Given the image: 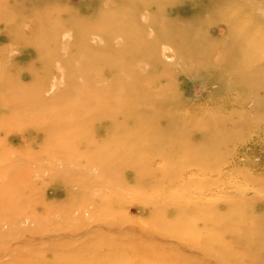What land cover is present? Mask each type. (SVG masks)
Listing matches in <instances>:
<instances>
[{
    "label": "rangeland",
    "instance_id": "rangeland-1",
    "mask_svg": "<svg viewBox=\"0 0 264 264\" xmlns=\"http://www.w3.org/2000/svg\"><path fill=\"white\" fill-rule=\"evenodd\" d=\"M0 264H264V0H0Z\"/></svg>",
    "mask_w": 264,
    "mask_h": 264
}]
</instances>
